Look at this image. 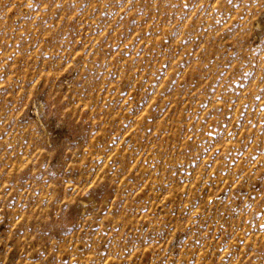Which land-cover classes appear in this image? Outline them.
<instances>
[{"label": "rangeland", "instance_id": "rangeland-1", "mask_svg": "<svg viewBox=\"0 0 264 264\" xmlns=\"http://www.w3.org/2000/svg\"><path fill=\"white\" fill-rule=\"evenodd\" d=\"M0 264H264V0H0Z\"/></svg>", "mask_w": 264, "mask_h": 264}]
</instances>
